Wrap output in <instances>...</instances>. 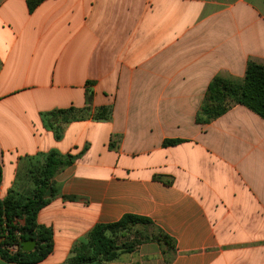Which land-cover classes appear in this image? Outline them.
<instances>
[{"label":"crops","instance_id":"crops-1","mask_svg":"<svg viewBox=\"0 0 264 264\" xmlns=\"http://www.w3.org/2000/svg\"><path fill=\"white\" fill-rule=\"evenodd\" d=\"M31 1L0 0V199L31 189L49 152L74 157L38 212L53 250L37 264L126 214L174 253L144 243L116 264H264V120L235 105L195 122L215 76L264 65V0ZM70 108L90 114L51 116Z\"/></svg>","mask_w":264,"mask_h":264},{"label":"trees","instance_id":"trees-1","mask_svg":"<svg viewBox=\"0 0 264 264\" xmlns=\"http://www.w3.org/2000/svg\"><path fill=\"white\" fill-rule=\"evenodd\" d=\"M39 1L29 2V9L32 10ZM235 105L246 108L264 120L263 64L247 61L244 77L241 80L215 76L207 85L195 122L201 125L209 124ZM111 112L110 107H99L91 114L88 109L70 108L52 113L51 116H54L58 122L68 123L83 120L89 114L94 120H108ZM55 131L58 139L60 128H55ZM181 142V140H165L162 146H175ZM73 160L72 156L63 157L54 151L49 152L44 156L41 166L31 173V189L0 199L1 260L14 264H37L52 252L53 231L38 224L37 215L39 210L58 194L53 178L59 171L70 166ZM165 184L170 185L171 181H165ZM48 187L51 189V196L43 199ZM62 198L69 201L76 200V197ZM39 202L41 204L37 206ZM138 225L153 226L149 219L131 214L123 215L113 223L94 225L82 241L72 246L63 264H116L122 255L134 253L144 243H156L164 247L169 254L174 253L173 241L166 234L157 229L156 234L146 235L136 229ZM22 241H35V248L29 252L23 251L20 246ZM13 245L17 246V250L10 252L8 247ZM165 264H168V259H165Z\"/></svg>","mask_w":264,"mask_h":264},{"label":"water","instance_id":"water-1","mask_svg":"<svg viewBox=\"0 0 264 264\" xmlns=\"http://www.w3.org/2000/svg\"><path fill=\"white\" fill-rule=\"evenodd\" d=\"M50 196H51V189L50 187H48L43 195V199H48L50 198ZM40 204L41 203L39 202L37 206H39ZM35 245H36L35 241H22L20 243L21 249L26 252L32 251L35 248Z\"/></svg>","mask_w":264,"mask_h":264},{"label":"rangeland","instance_id":"rangeland-1","mask_svg":"<svg viewBox=\"0 0 264 264\" xmlns=\"http://www.w3.org/2000/svg\"><path fill=\"white\" fill-rule=\"evenodd\" d=\"M136 229H139V230H141L144 234H146V235H150V234H156V231L154 230V228L153 227H149V226H140V225H138V226H136ZM123 258H128L129 257V255H123L122 256Z\"/></svg>","mask_w":264,"mask_h":264},{"label":"built area","instance_id":"built-area-1","mask_svg":"<svg viewBox=\"0 0 264 264\" xmlns=\"http://www.w3.org/2000/svg\"><path fill=\"white\" fill-rule=\"evenodd\" d=\"M17 236V235H16ZM8 250L10 251V252H15L16 250H17V246L16 245H13V246H11V247H8Z\"/></svg>","mask_w":264,"mask_h":264}]
</instances>
